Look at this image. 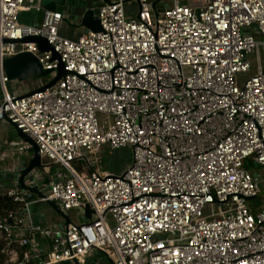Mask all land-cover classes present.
<instances>
[{
    "label": "built area",
    "instance_id": "built-area-1",
    "mask_svg": "<svg viewBox=\"0 0 264 264\" xmlns=\"http://www.w3.org/2000/svg\"><path fill=\"white\" fill-rule=\"evenodd\" d=\"M153 1L98 0L102 30L68 36V11L32 22L40 0H0V124L43 163L24 178L43 193L30 199L31 145L0 135V264H264V201L250 202L264 188V0L160 1L157 15ZM29 36L66 70L44 90L60 61ZM24 51L52 73L21 91L3 62ZM121 147L127 167L103 171L100 154ZM49 201L68 223L38 218Z\"/></svg>",
    "mask_w": 264,
    "mask_h": 264
},
{
    "label": "water",
    "instance_id": "water-1",
    "mask_svg": "<svg viewBox=\"0 0 264 264\" xmlns=\"http://www.w3.org/2000/svg\"><path fill=\"white\" fill-rule=\"evenodd\" d=\"M103 1L110 2V0H103ZM160 1L161 0H154L152 4L153 10L155 11L156 15H157L156 6ZM40 3L44 10H56L58 0H40ZM32 12L34 14H37L38 10L33 9ZM64 20L67 24L77 27V28H85V29H89L92 31L102 30L100 20L95 15V11L92 8H87L85 10V12L81 16L80 23H71V21L68 18H65ZM4 41L9 42L12 40L5 39ZM24 41L36 42L41 51H52L53 58L59 59L60 63L57 69V74L54 76V78L50 82L40 87L36 91L44 90L54 85L66 73L64 64L62 63L59 54L54 50L53 46L47 41V39L42 36H29L25 38ZM3 68L5 71V74L7 75L9 79V86H11V83L14 80L26 81V80L33 79V78L40 79V78L48 77L52 73V70L45 69L42 66V64L39 62L37 57L29 51L20 52L14 56L6 58L3 62ZM31 93L33 92H29L25 95L27 96V95H30ZM12 126L15 127L17 134L21 136L24 140H26L28 143H30L31 145V147L29 148V153L31 154L32 157L27 162L21 176L19 177L20 186L21 188L30 191L28 194V197L30 199H34L36 194L38 196H43V193L39 191L37 187H30L29 185L25 184V180H24L25 176L28 175L31 171H33L35 168H39L43 166L42 158L39 153L38 146L31 137L23 133L20 129H17L14 124H12ZM255 166L257 167V164H255ZM254 175H257V173L255 172ZM258 196L264 197V188L258 194ZM48 204L56 211V213L59 216L63 217L66 220V223L70 221L69 218L66 216V214L62 212V210L59 208V206L54 201H49ZM84 211L86 212L88 216H90V214L93 212L88 207ZM59 264H76V263H72L70 261H62ZM92 264H95V263L93 262Z\"/></svg>",
    "mask_w": 264,
    "mask_h": 264
},
{
    "label": "rangeland",
    "instance_id": "rangeland-1",
    "mask_svg": "<svg viewBox=\"0 0 264 264\" xmlns=\"http://www.w3.org/2000/svg\"><path fill=\"white\" fill-rule=\"evenodd\" d=\"M64 2H67V0H65ZM171 2V0H161V2L159 3V5H163V4H169ZM70 4H68L67 8L68 10H73L72 8L75 7V10L78 9V13L77 14H73L75 16H73L71 13L68 14V19L71 20V22H76L78 19H81L82 14L85 12V10L87 8H91V7H95V5L98 3V0H69ZM67 5V4H66ZM91 6V7H90ZM130 8H131V12L133 14L136 13V11L138 10L137 5L131 3L130 4ZM43 7L41 8V10L36 14L37 16V22H40L42 20V16H43ZM26 17H29L27 14L25 15ZM68 29V28H67ZM73 29V31L75 33H78V31L80 30V28H70ZM70 29H68V31H70ZM68 36H70V32L67 33ZM255 36L257 38H263L261 35L259 34H255ZM260 55L262 58V64L264 65V47H261V51H260ZM256 56L257 53H253L251 58L253 61V67H256ZM40 83V79L39 78H33V79H29L26 81H17L14 80L12 81V86L15 90L19 89L21 91L23 90H32L38 87ZM0 135L2 136H7L9 138H16L18 137L17 132L15 131L14 127L7 121L4 122V124H0ZM131 154H132V150L128 147H121V148H117L114 149L112 151L109 150H105L100 154V166L101 169L103 171H114V172H119L121 173L128 165L130 158H131ZM30 155V154H28ZM25 162H28V158L29 156H21ZM44 162H46V160H44ZM249 168L251 170H254L256 168L255 164L253 161H250V163H248ZM54 171L56 170V168L53 169ZM260 171L264 174V169H260ZM7 173L5 171H3V168H0V185H2V183H4V177L3 175ZM264 201V197L263 196H259L257 198H254L252 200H250V202L252 204H254L255 206L261 204ZM33 212H35L36 215H39L40 217H42L44 220L48 219L54 222H58L61 218L60 216L56 213V211L49 205V204H39L33 207ZM72 216L74 217V219L79 220V215H78V211L74 210L72 211ZM108 220H110V224L112 225V216L111 215H107ZM98 258H100V256H97ZM106 260L103 259V263Z\"/></svg>",
    "mask_w": 264,
    "mask_h": 264
},
{
    "label": "crops",
    "instance_id": "crops-1",
    "mask_svg": "<svg viewBox=\"0 0 264 264\" xmlns=\"http://www.w3.org/2000/svg\"><path fill=\"white\" fill-rule=\"evenodd\" d=\"M65 0H58V3H57V9L58 10H62V11H68L69 13H71L73 16H75L74 14H77L78 13V9H76L75 10V7L74 8H72L73 10H68V8H67V6H68V4H70V3H68L69 2V0H67V2H64ZM67 4V5H66ZM91 7V6H90ZM74 14H73V13ZM26 15V13H23V16H22V19L23 20H27V21H32V22H37V16H36V14H34L33 15V17L32 18H30V17H26L25 16ZM70 29V28H76V27H74V26H71V25H69V24H67L66 22L63 24V32L64 33H68V32H70V34H71V36H76V34L77 33H75L74 31H73V29H70V31H68V29ZM84 213H85V218H87V219H89L90 217H91V214H90V216H88L87 214H86V212L84 211ZM78 215H79V219H81V216H83V214H81L79 211H78ZM38 218L39 219H41L42 221L44 220L42 217H40L39 215H38ZM46 220H48V219H45L44 221H46Z\"/></svg>",
    "mask_w": 264,
    "mask_h": 264
},
{
    "label": "trees",
    "instance_id": "trees-1",
    "mask_svg": "<svg viewBox=\"0 0 264 264\" xmlns=\"http://www.w3.org/2000/svg\"><path fill=\"white\" fill-rule=\"evenodd\" d=\"M8 207H13V203L9 201V203L6 204ZM0 248H1V243H0ZM1 254V253H0Z\"/></svg>",
    "mask_w": 264,
    "mask_h": 264
}]
</instances>
